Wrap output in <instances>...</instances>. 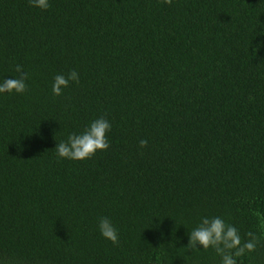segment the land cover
<instances>
[{
  "label": "trees",
  "instance_id": "obj_1",
  "mask_svg": "<svg viewBox=\"0 0 264 264\" xmlns=\"http://www.w3.org/2000/svg\"><path fill=\"white\" fill-rule=\"evenodd\" d=\"M49 3L0 0V80L28 75L0 94V264H221L187 247L216 216L264 264V0ZM101 117L107 151L58 157Z\"/></svg>",
  "mask_w": 264,
  "mask_h": 264
},
{
  "label": "clouds",
  "instance_id": "obj_2",
  "mask_svg": "<svg viewBox=\"0 0 264 264\" xmlns=\"http://www.w3.org/2000/svg\"><path fill=\"white\" fill-rule=\"evenodd\" d=\"M164 3L171 6L173 0H164ZM29 4L41 10L50 8L49 0H29ZM15 71L19 74L15 78L0 80V94H24L28 90L26 83L28 75L24 73L22 66L17 65ZM71 82L79 83V73L76 70H72L67 76L56 75L52 85L53 94L63 95V90L69 87ZM111 128L112 125L107 119L98 118L83 132L72 133L67 141L58 142L54 150L58 157L64 159L77 161L91 159L98 151H107L110 148L108 133ZM147 146V140H140L141 148ZM98 227L104 238L114 245H119L118 230L109 218L101 217ZM246 235L248 239L242 241L239 230L234 225L226 223L222 217H204L198 226L190 231L187 247L198 249L197 245H201L204 250L211 248L221 258V264H237V258L255 252L260 243V237L254 232L249 231Z\"/></svg>",
  "mask_w": 264,
  "mask_h": 264
}]
</instances>
